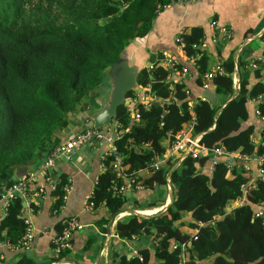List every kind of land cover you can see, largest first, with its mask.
<instances>
[{"label": "trees", "instance_id": "1", "mask_svg": "<svg viewBox=\"0 0 264 264\" xmlns=\"http://www.w3.org/2000/svg\"><path fill=\"white\" fill-rule=\"evenodd\" d=\"M176 1L0 0V183L8 187L13 183V166L36 156L44 160L50 154L56 147L55 135L69 125L70 113L97 97L95 92L103 85L107 71L127 46L151 31L158 9ZM181 38L187 57H196L200 85L218 62L224 69L222 75L214 77L217 93L225 96L222 104L198 99L193 105L195 134H201V142L210 149L217 146L243 156H264V144L255 145L251 140L254 127H241L249 116V98L258 101L259 117H264V60L246 62L256 64L257 82L249 89L247 81L240 80L239 90L231 99L234 58L212 62L201 47L204 31L200 27L183 31ZM164 58L161 52L153 55L150 66L137 76L138 85L154 97L149 108L139 106V122H132L126 105L118 107L114 120L125 132L114 145L124 172L134 178L132 186L154 189L157 184L165 185L170 173L174 198L155 216L131 214L118 221L117 234L123 238L142 233L154 236L155 264H264V220L254 216V206L264 207V176H256L247 202L234 207L243 196V185L253 177L251 168H237V161L232 168L225 161L219 162L209 177L198 172L197 160L191 156L175 170H171L170 161L158 173L150 165L162 157L175 134L192 117L187 85L182 79L173 89ZM178 69H182L181 64ZM136 93L129 91L127 97ZM205 160L198 159L200 163ZM113 161V155L102 159L103 168L90 198L92 209L105 204L111 216L127 201L120 190L125 180L117 177ZM259 167L264 170V162ZM140 171H146L145 175ZM69 184L66 175L55 184L57 212ZM23 203L20 196L12 199L0 220V236L15 246L26 232ZM155 205L151 202L143 209ZM187 216L190 219H185ZM184 226L197 230L196 238L182 231ZM62 229L60 223L59 233ZM116 256L113 254L115 264L150 262L147 249L131 258L123 255L117 260Z\"/></svg>", "mask_w": 264, "mask_h": 264}, {"label": "crops", "instance_id": "2", "mask_svg": "<svg viewBox=\"0 0 264 264\" xmlns=\"http://www.w3.org/2000/svg\"><path fill=\"white\" fill-rule=\"evenodd\" d=\"M213 21L229 27L233 33L232 37L227 39L220 34L217 28L211 26ZM193 27L203 29L205 50L210 55V60L212 62L224 61L232 56L235 61L232 77L236 78L238 83L240 80H246L249 89H251L257 82L255 74L257 66L253 63L246 64V62L264 60V0L172 2L158 13L153 21L151 31L145 37L135 38L127 46L122 58L127 59L130 65L138 66L140 72L143 68L150 66L151 62L149 61L153 55L160 52L174 55L182 67L189 69L182 79L188 88V100L194 105L198 99H202L201 93L203 91L216 88V84L213 78L207 76L203 77V85L198 83L197 69L188 59L185 47H181L177 41L181 31H188ZM214 37L219 38V41L214 43ZM239 61L244 62V64L239 65ZM180 77L181 72L172 73L169 78L171 85L175 84ZM112 82V76L108 70L103 85L95 92L97 99L91 107L92 114L86 113L85 105L79 106L71 112L69 125L55 135L56 145L62 140L83 131L90 121L93 122L92 115L100 111L109 99ZM138 86L141 87V91H136L138 103H140L146 99L147 90L140 85ZM217 97V103L225 98L218 93ZM257 104V100L248 99L249 116L242 125L244 128L253 126L254 136L258 137L264 129V120L256 114ZM84 147L85 145L78 149L71 160H59L44 172L39 167L47 157L41 160L40 156H36L13 166L12 182L27 179V199L36 207L34 210L31 206L32 211L26 205L23 213V216L28 217L32 223L34 238L28 248L20 245L9 247L1 242L0 264H53L52 238L59 233V224L61 223L62 226V221L71 217L76 218L81 225L73 234L72 248L65 252L67 254L65 260L71 264H115L113 254L117 255V260L123 255L131 258L142 249L149 250V264H155L156 241L154 236L142 233L132 238L120 237L117 234V223L118 221H125L127 216L133 214L132 211L134 210H137L140 215H154L161 212L172 201L173 194L169 190L168 183L163 185L166 195L162 199H158L155 196L157 188L134 187L125 181L124 194L127 201L119 213L111 216L105 204L100 208L92 209L88 206L87 198L96 186L98 176L102 171V156L109 149L110 143L107 138H104L97 143H89L88 146ZM206 154L209 156L210 151L202 153L201 158H206L204 163L197 160L195 165L198 172L211 177L214 171V160L223 162L227 158L206 157ZM177 156L178 154H175V157ZM169 161L173 163L175 158L162 162V166L167 165ZM249 164L253 176H256L258 174L257 163L251 160ZM144 172L146 171H140L139 174L145 175ZM31 173H34V176L31 177ZM154 173H158V171ZM64 175L68 177L70 184L67 187L64 204L57 212L54 208L56 198L53 195V190L56 182ZM7 187L5 183H0V195ZM154 196L156 198H153ZM151 202H155L156 205L143 209V205L146 206ZM4 213V204L0 200V220ZM102 219L107 221L102 223ZM185 219H190V216L185 217ZM181 230L190 234L196 231H190L187 226L182 227ZM183 258L184 260L188 258L186 246H183Z\"/></svg>", "mask_w": 264, "mask_h": 264}, {"label": "built area", "instance_id": "3", "mask_svg": "<svg viewBox=\"0 0 264 264\" xmlns=\"http://www.w3.org/2000/svg\"><path fill=\"white\" fill-rule=\"evenodd\" d=\"M180 2H195L197 0H178ZM158 13H160V10L158 9ZM211 26L218 29V32L222 34L227 39H230L233 35L231 29L225 25L218 24L217 21H213L211 23ZM183 31H181L177 37V41L180 43V46L184 48V44L182 43L181 34ZM219 41V38L214 37L213 42L216 43ZM201 47L206 49V43L204 42V39H202ZM164 58V65L167 66L170 70V76L174 72H181V77L178 81L182 80L183 75H186L188 73L187 67H182L181 70L178 69V61L174 55L168 54V53H162ZM188 59L193 63L195 68H197L196 63V57H188ZM253 63V62H252ZM255 64V63H253ZM256 65V64H255ZM224 73V69L221 65V63H217L214 68H212L208 73L205 74L208 78H213L219 74L222 75ZM177 81V82H178ZM176 82V83H177ZM175 83V84H176ZM240 83V82H239ZM239 83L238 80L234 77H232V84L234 89V94L236 95L239 90ZM174 89V84L172 85ZM174 90L171 91L172 94H174ZM233 94V95H234ZM127 99V110L130 113V117L132 122H139L140 120V113H139V106L142 104L145 108H149L150 101L154 99L153 96H150L148 93H146V99L143 102L138 103L137 93L134 96L128 97ZM174 100H176V97H173ZM203 99V98H202ZM255 100V99H254ZM190 109L192 110V117L191 119L186 122L182 129L178 131L175 134L174 142L168 147V149L165 151V153L162 155V157H156L153 162L150 164L153 169L156 171L160 170L162 167V162L173 160L175 158V161L172 163L171 170H175L177 168H180L182 165L183 159L187 156H191L193 159L198 160L203 155L202 153H205L207 151H210L209 156H216L218 158L226 157L228 166L230 168L234 167L237 163V168H240L241 165H244V168L249 170L251 168L250 161L253 160L257 163L258 166V174L256 176H264V170L259 167L260 164L264 162V156H243L237 152H228L223 147H214L212 149L206 147L201 142V134H195L194 129L197 125V118L193 111V104H190ZM256 114L259 116V112L256 108ZM262 120H264V117H260ZM128 130V129H127ZM124 130L120 128L119 123L117 121L113 120L112 124L108 127L107 131H104L102 129H98L94 127V123L90 121L87 124V127L75 134L72 137H68L65 140H62L56 147L50 152V154L47 156L45 161L42 163V165L39 167L43 172L56 164L59 160H71L74 158L76 152L78 149H80L82 146L93 143V142H99L104 138H107V140L110 143V147L107 151L104 152L102 159L105 158V156H114L113 166L116 170L117 177L123 178L127 184L131 185V182L134 180L131 174H127L123 170V161L121 155L118 154L117 148L114 145V140L117 139L120 135L124 134ZM106 133V134H105ZM253 144L255 145H263L264 144V133L263 131L259 134V136H253L251 138ZM170 150V153H169ZM168 152V153H167ZM175 154H178L177 157H175ZM171 162V161H170ZM217 159L214 160L213 167L215 168L216 164L219 163ZM224 162V161H223ZM176 163V164H175ZM103 168V166H102ZM170 173L167 175V183L169 186V190L174 195V186L171 183ZM34 176V173H31V177ZM256 176H253L248 184L243 185V196L241 199L234 202L233 206H241L244 203L247 202V193L250 188L255 186V178ZM97 183V182H96ZM141 186L137 185L136 187ZM142 187V186H141ZM126 186L120 188V190L125 193ZM67 190V188H66ZM93 193V192H92ZM91 195L87 198L88 206L91 207L92 203L90 202ZM1 200L3 201L5 212L6 207L8 206L9 202L12 199H15L17 197H22L24 202H26V205L31 208V203L28 201V190H27V179H20L18 181L13 182L9 187L5 188L3 193L1 194ZM66 196V195H65ZM174 198V197H173ZM255 208V214L254 216L256 218H262L264 220V207L262 206H254ZM33 211V210H32ZM130 212V210H128ZM24 223L26 225V232L23 236L22 240L17 246H22L24 248H28L31 246L33 238H34V230L31 221L28 219V217H23ZM63 229L60 233L55 235L52 238L53 243V251H54V263L53 264H71L69 261H66L67 254L62 255L64 252H68L73 246V234L74 232L81 227L78 220L74 217L66 218L62 221ZM196 232L197 230L191 235V237L194 239L196 238ZM4 242L7 246L12 247L15 245H11L6 238H4L3 235L0 236V243Z\"/></svg>", "mask_w": 264, "mask_h": 264}, {"label": "water", "instance_id": "4", "mask_svg": "<svg viewBox=\"0 0 264 264\" xmlns=\"http://www.w3.org/2000/svg\"><path fill=\"white\" fill-rule=\"evenodd\" d=\"M139 70L140 68L138 66L130 65L129 61L125 58H122V56L116 63L112 65V67L109 69L113 80L110 96L107 105L93 115V123L95 128L107 131L108 127L112 124L116 116L118 107L127 104V93L132 90L141 91V87H139L137 83V75ZM234 96L235 94L231 97V99H233ZM201 97L209 101L211 104L216 105L218 99L216 88L203 91V93H201ZM228 102L229 101L225 102L222 107H224ZM241 127L244 128L243 125ZM1 197L2 196L0 195V200ZM173 197L174 195L172 196V200ZM23 205L26 206V202H24ZM167 207L168 205L164 209ZM132 213L140 214L137 210L132 211ZM157 214H142L141 216L144 218H150Z\"/></svg>", "mask_w": 264, "mask_h": 264}, {"label": "rangeland", "instance_id": "5", "mask_svg": "<svg viewBox=\"0 0 264 264\" xmlns=\"http://www.w3.org/2000/svg\"><path fill=\"white\" fill-rule=\"evenodd\" d=\"M149 62H151V60H150ZM109 96H110V95H109ZM96 99H97V97H93V98L90 100V102L93 104V103H95ZM223 100H224V99H221V100L219 101V103L222 104ZM107 102H108V100L106 101V103H105V105H104L103 107H105V106L107 105ZM91 103H86V105H85L86 108H87V109H86V113H87V114H90V115L92 114V112H91V111H92V108H91V107H92V104H91ZM221 104H219V105L221 106ZM99 109H100V108H99ZM101 109H103V108H101ZM101 109H100V110H101ZM97 112H98V111H97ZM95 113H96V112H95ZM95 113H94V114H95ZM94 114H93V115H94ZM93 115H92V116H93ZM95 143H97V141H96ZM86 146H88V144H86L85 147H86ZM85 147H84V148H85ZM156 188H157V190H156V195H155V196H156L158 199H162L163 196L166 195V190H165V188H164L163 185H161V184H157L156 187H155V189H156ZM155 196H154L153 198H156ZM158 204H159V202H158ZM137 207H140V206H137ZM142 207H144V205H143ZM131 211H132V210H131Z\"/></svg>", "mask_w": 264, "mask_h": 264}]
</instances>
